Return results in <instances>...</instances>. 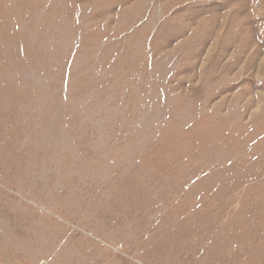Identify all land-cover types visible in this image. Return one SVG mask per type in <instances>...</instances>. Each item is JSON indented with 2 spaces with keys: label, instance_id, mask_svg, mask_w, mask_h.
Listing matches in <instances>:
<instances>
[{
  "label": "rangeland",
  "instance_id": "rangeland-1",
  "mask_svg": "<svg viewBox=\"0 0 264 264\" xmlns=\"http://www.w3.org/2000/svg\"><path fill=\"white\" fill-rule=\"evenodd\" d=\"M0 264H264V0H0Z\"/></svg>",
  "mask_w": 264,
  "mask_h": 264
}]
</instances>
